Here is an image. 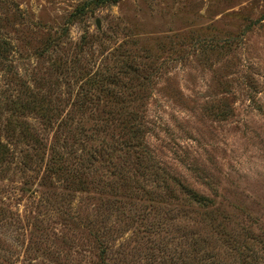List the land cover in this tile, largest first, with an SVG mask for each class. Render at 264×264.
<instances>
[{
  "label": "rangeland",
  "instance_id": "obj_1",
  "mask_svg": "<svg viewBox=\"0 0 264 264\" xmlns=\"http://www.w3.org/2000/svg\"><path fill=\"white\" fill-rule=\"evenodd\" d=\"M0 264H264V0H0Z\"/></svg>",
  "mask_w": 264,
  "mask_h": 264
},
{
  "label": "water",
  "instance_id": "obj_2",
  "mask_svg": "<svg viewBox=\"0 0 264 264\" xmlns=\"http://www.w3.org/2000/svg\"><path fill=\"white\" fill-rule=\"evenodd\" d=\"M98 26H99V28H100V22L98 21Z\"/></svg>",
  "mask_w": 264,
  "mask_h": 264
}]
</instances>
